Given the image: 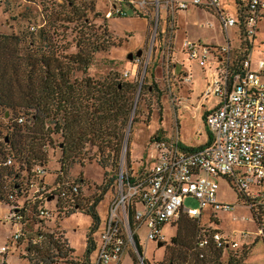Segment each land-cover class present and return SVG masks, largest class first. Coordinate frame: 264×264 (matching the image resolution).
<instances>
[{"label": "trees", "instance_id": "trees-1", "mask_svg": "<svg viewBox=\"0 0 264 264\" xmlns=\"http://www.w3.org/2000/svg\"><path fill=\"white\" fill-rule=\"evenodd\" d=\"M77 1L61 0L57 6L66 7L63 12L47 11L49 7L41 5L43 23L33 25L32 30L27 21V25L16 32H0V111L3 115L7 113L4 131H0V204L7 205L9 210L19 206L16 215L22 234L16 243L24 244L27 254L19 253V257L25 258L28 264L38 260L87 264L90 252L96 246L91 234L98 223L95 205L112 183L116 185L118 175L113 171L118 167L125 127L133 120L129 114L135 105V93H138L133 81L117 72H109L100 79L85 74L96 52L106 51L117 43L107 33L104 21L95 25L88 18L85 8L93 12V16L107 19L103 13L93 11L92 0L87 6H80L81 2L77 5ZM119 1L130 6L125 0ZM234 4L236 17L240 20V0H234ZM131 11L133 16L148 19L146 14ZM58 28L61 33L54 32ZM238 28L241 47L229 52V74L239 70V63L250 46L242 37L240 24ZM66 31L74 32L69 40L65 37ZM71 46L73 50L69 51ZM208 48L211 52L216 49L214 46ZM77 72L79 77L74 75ZM140 86L148 93L153 92L150 84L140 85L139 81L138 88ZM18 117L21 122H17ZM158 136L162 134L156 132L153 137ZM55 150L59 170L53 183L47 185L43 175L35 176L31 170L35 166L43 168L47 153ZM5 159L10 162L5 163ZM92 160L104 170L103 181L97 197L91 192L88 201L83 202L87 196L83 194V180L80 175H70L69 168L74 163L82 165L84 161ZM145 165L126 172V177L133 179L145 174ZM219 178L236 192L242 204L251 203V217L256 226L261 224L264 220L262 202L237 189L231 177L220 175ZM255 186L264 187V183ZM50 195L53 196L50 200L55 201L54 209L45 216L41 206ZM19 198L22 199L20 205L17 204ZM133 205L129 207L130 212ZM76 211L90 217L84 253L79 257L60 229L61 218ZM199 220L200 217L180 213L169 222L176 226L165 251L168 264H243L246 247L223 253L212 238V233L218 230L204 228ZM209 221L217 223L214 216H210ZM38 234L41 239L31 243ZM257 237L264 241L262 234ZM200 240L205 241L202 246L198 245ZM136 247L141 251L137 242Z\"/></svg>", "mask_w": 264, "mask_h": 264}, {"label": "built area", "instance_id": "built-area-1", "mask_svg": "<svg viewBox=\"0 0 264 264\" xmlns=\"http://www.w3.org/2000/svg\"><path fill=\"white\" fill-rule=\"evenodd\" d=\"M111 5L103 11L106 18L126 16L129 11L119 0H110ZM128 10L148 15L147 22L152 25L150 48L159 54V64L165 68L166 77L173 87H179L190 80L189 73H175L172 58L174 32L176 30L175 12L185 10L189 5L210 9L219 21L226 37L228 27H242V37L250 44L256 32L259 20L264 17V0H240L241 19L228 16L218 8L217 0H125ZM132 13V11H131ZM33 28L30 27V30ZM237 40L240 44L238 28ZM208 46H214L211 52ZM181 49L188 59L195 60L199 66L207 63V58L215 63L214 70L197 99V106L208 96L217 97V103L203 114V122L210 138L206 145L194 150H185L174 136H158L155 141L156 153L152 155L151 165L145 174L126 177V172L119 173L115 192L108 200L104 225L100 232V240L95 246V256L88 259L87 264H117L121 254L128 247L132 249L135 264H147L138 239V228L146 227L144 242L162 240L160 227L165 222L176 219L180 213L198 218L204 207H221L215 199L216 179L220 175L231 177L237 189L252 197H257L264 206V187L255 186L264 183V49L251 68L247 55L240 61L239 70L228 73L229 52L232 51L228 40L221 45H206L199 41H181ZM137 58V57H136ZM125 75V73H124ZM172 101L171 105L181 102ZM172 98V99H173ZM17 118V122H21ZM176 126V125H175ZM5 159V163H9ZM31 172L35 176L44 174V168L35 166ZM35 187L34 191H36ZM12 199L11 195H8ZM50 197V198H49ZM53 196H48L50 200ZM192 197L198 202L197 207H184L182 200ZM49 198V199H48ZM136 202V203H135ZM141 203V207L137 204ZM20 205L19 202H17ZM134 204L132 212L129 211ZM248 209L251 203L246 205ZM17 208L8 209L7 218L18 224V230L8 240L26 255L24 244L16 243L21 238V228L16 215ZM50 210L41 206V213L49 216ZM264 220L256 226V236L263 235ZM49 230L48 232H50ZM64 235V234H63ZM216 245L225 253L228 249L238 248L235 241H230L221 232L212 233ZM41 239L38 234L31 240L36 243ZM136 242L140 246L137 250ZM204 240L198 242L199 246ZM6 250L0 246V254ZM35 264H64L58 262L45 263L38 260Z\"/></svg>", "mask_w": 264, "mask_h": 264}, {"label": "rangeland", "instance_id": "rangeland-1", "mask_svg": "<svg viewBox=\"0 0 264 264\" xmlns=\"http://www.w3.org/2000/svg\"><path fill=\"white\" fill-rule=\"evenodd\" d=\"M80 2L81 5L79 4ZM76 3L80 6H87L89 0H78ZM92 3L93 11L100 14L111 5L110 0H92ZM43 4L45 7H49L47 11L50 9L60 12L66 10V7L57 6V4H61V0H0V32H16L24 28L27 25V21L30 25L29 29L30 27L33 28V25L42 24L44 11H41V5ZM218 4L219 9L220 6L224 8L225 14L232 13L234 0H219ZM124 8L129 11L126 16H111L106 20H103L100 15L93 16V12H89L85 8L88 18L95 25L104 21L107 33L117 43L106 51L96 52L85 74L92 79H100L109 72H117L126 80L133 81L136 84V92H138L135 93V105L129 114L130 120H133L128 127L126 125L124 130L118 167L113 171L115 175H119L120 172L136 171L142 164H148L152 161V155L156 153L155 141L153 140L156 132L166 137L174 136L176 125L178 142L186 145H193L202 140L203 136H206L202 110L200 108L192 110L191 108L196 106L197 97L199 96V81L196 79L197 68L194 64L188 62L192 61V59H188L182 51L181 41L195 42L196 38H198L204 42H223L221 27L214 13L192 5H189L185 10H177L175 12L176 30L174 32L172 58L176 64L172 70L177 73L186 68L188 70L192 68L194 78L191 85L192 91L187 99L189 108L186 110L177 108L173 112L171 105L172 101H174L173 97L185 102L182 99L184 97L182 95L184 93L181 91L182 86L180 88L172 86L171 80L166 77L167 68L159 64V54L149 46L152 25L147 22L146 18L133 16L127 7ZM234 31L238 34L237 26L228 27L230 35L233 36ZM54 32L61 33V28ZM65 33V37L68 40L74 34V32L71 34L69 31ZM253 39L250 56L255 59L259 56L260 50L264 49V19L258 22L257 31ZM137 49L141 51L140 56L137 58L133 56V59L129 61L127 54H133ZM68 50L72 51V46ZM181 62L182 65H180ZM74 75L79 77L80 74L77 72ZM139 81L140 85H152L153 92L148 93L141 86L138 88ZM156 94L158 95L157 98L155 97ZM216 100L217 97L208 96L204 101V106L209 109ZM192 112H194L193 115H191ZM5 122L6 118L0 111L1 132L4 131L3 125ZM57 159L58 152L56 150L47 153V163L43 166L44 183L47 185L53 183L56 172L59 170ZM69 174L81 176L83 194H87L83 202L88 201V195L91 192L97 197L103 181L104 170L94 160L84 161L82 165L72 164L69 168ZM216 182L215 198L222 206L204 207L201 211L200 225H203L204 228H215L224 237H228L230 241H235L238 246L237 249L246 247L243 264H264V241L256 236V224L248 207L241 203L236 192L223 179L217 178ZM112 184L109 191L103 194L95 205L98 223L91 232L95 244L100 240V232L104 225L108 200L115 192L116 185ZM21 201L22 199L19 198L18 202L21 203ZM54 202V200H46L44 207L48 210H53ZM182 205L184 207H197L198 202L192 197H185L182 200ZM141 206V203L137 204L138 208ZM7 213L8 206L0 204V246L6 247V250L0 254V264H28L25 258L19 257L21 248L16 247L13 242L10 245L8 243L13 233L18 230V224L10 222L7 218ZM210 216H214L217 223L210 222ZM89 224L90 217L78 211L62 217L60 220V229L63 231L64 238L78 257L84 253L85 234L88 231ZM174 225L169 222L161 225L162 242L160 245H157V242L153 240L144 242L147 229L144 225L138 228V237L142 247L141 253L144 255L145 262H148V264H168L165 251L170 245L169 238L174 234L176 226ZM94 256L95 249L90 252L89 258L92 259ZM125 257L121 264H130L128 263L129 255L127 253ZM132 261V264H135L134 257H132Z\"/></svg>", "mask_w": 264, "mask_h": 264}, {"label": "crops", "instance_id": "crops-1", "mask_svg": "<svg viewBox=\"0 0 264 264\" xmlns=\"http://www.w3.org/2000/svg\"><path fill=\"white\" fill-rule=\"evenodd\" d=\"M219 0H217V5L219 6ZM236 7H235V4H234V6H233V8H232V13H226V15H228V16H235V14H236ZM220 10H222L223 11V13H225L224 12V8L223 7H221L220 6ZM261 19H264V17H262ZM260 19V20H261ZM260 20H259V22H260ZM175 25H176V23H175ZM256 31H257V29H256ZM221 32H222V30H221ZM255 34H256V32H255ZM255 34L253 35V37H252V39L250 40V46H249V48L247 49V57H248V60H249V64H250V66H251V68H254L255 67V63H256V61H257V59L260 57V55H261V51L262 50H260V53H259V56L257 57V58H255V59H252V57L250 56V53H251V48H252V44H253V41H254V36H255ZM222 37H223V42L222 43H217V42H210V41H206V42H204V41H201V40H199L198 38H196V41H199V42H201V43H204V44H206V45H221V44H223V43H225L226 42V39L228 40V42H229V44H230V47L232 48L231 50L234 52L235 50H237V49H240V44L237 42V33H236V31H234L233 32V36L232 35H230L229 34V32H228V29H227V32H226V37L224 36V34H223V32H222ZM191 41H193L192 39H191ZM207 63L206 64H204V66H199L198 65V63L195 61V60H192V61H188V62H190V63H192V64H194L195 66H196V70H197V78L196 79H198V81H199V96H200V94H201V92H202V90H203V88H204V86H205V84H206V82H207V79L210 77V73H211V71H213L214 70V67H215V63L214 62H212V61H210V57L209 58H207ZM180 65H182V62L180 63ZM190 67V66H189ZM177 73H189V75H190V80L187 82V83H185V84H182L181 86H182V89H181V91H183V93L184 94H182V92H181V94L182 95H184V97H182V99H184L185 100V102H180L179 104H177L174 108L175 109H173V112H175V110H177V108L179 109V108H181V109H187V108H189L188 106H187V99H188V96H189V94L191 93V91H192V88H191V85H192V83H193V75H194V72H193V69L192 68H189V70L186 68V69H184L183 71H181V72H177ZM263 79V81H264V77L262 78ZM198 96V97H199ZM198 97H197V99H198ZM206 100V99H205ZM205 100H203L202 101V106H199V107H196L197 106V104H196V106H193V107H191L192 108V110H197V108H200L201 110H202V116H203V114H204V112L206 111V110H208L205 106H204V101ZM216 103H217V100H216V102L212 105V107H214L215 105H216ZM212 107H210L209 109H211ZM180 109V110H181ZM193 113L194 112H192L191 113V115H193ZM175 129H176V131H177V126H175ZM205 131H206V136H203V139L202 140H200L199 142H196L195 144H193V145H186V144H180L183 148H197V147H200V146H203V145H206V144H208V142H209V138H210V135H209V133H208V131L206 130V127H205ZM178 136V135H177ZM178 138V137H177ZM151 165V162L150 163H146V165L144 166V168H148L149 166ZM215 194H216V192H215ZM216 199V198H215ZM216 201H217V199H216ZM218 202V201H217ZM138 239H139V237H138ZM139 243H140V239H139ZM141 244V243H140ZM126 253L129 255V262L128 263H130V264H132L133 263V261H132V257H133V252H132V249L131 248H127V249H125L124 251H123V253L121 254V257H120V259H119V261H118V263L117 264H121L122 263V261H124V258H126L125 256H126Z\"/></svg>", "mask_w": 264, "mask_h": 264}, {"label": "water", "instance_id": "water-1", "mask_svg": "<svg viewBox=\"0 0 264 264\" xmlns=\"http://www.w3.org/2000/svg\"><path fill=\"white\" fill-rule=\"evenodd\" d=\"M140 53H141V51H140V49H137L133 54L132 53H128L127 54V58L128 59H132L133 58V56H135V57H138V56H140ZM7 115V113H5L4 114V116H6ZM50 198V197H49ZM48 198V199H49ZM161 243H157V245H160Z\"/></svg>", "mask_w": 264, "mask_h": 264}]
</instances>
